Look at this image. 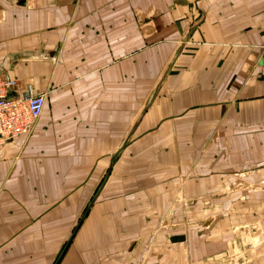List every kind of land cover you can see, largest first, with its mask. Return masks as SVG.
Wrapping results in <instances>:
<instances>
[{"label": "crops", "instance_id": "1", "mask_svg": "<svg viewBox=\"0 0 264 264\" xmlns=\"http://www.w3.org/2000/svg\"><path fill=\"white\" fill-rule=\"evenodd\" d=\"M263 45L264 0H0V75L45 94L0 264H53L99 187L58 264H264Z\"/></svg>", "mask_w": 264, "mask_h": 264}, {"label": "built area", "instance_id": "2", "mask_svg": "<svg viewBox=\"0 0 264 264\" xmlns=\"http://www.w3.org/2000/svg\"><path fill=\"white\" fill-rule=\"evenodd\" d=\"M259 67L264 80V45ZM18 85V80L0 75V146L18 136H29L45 104V94L30 89L17 93Z\"/></svg>", "mask_w": 264, "mask_h": 264}, {"label": "water", "instance_id": "3", "mask_svg": "<svg viewBox=\"0 0 264 264\" xmlns=\"http://www.w3.org/2000/svg\"><path fill=\"white\" fill-rule=\"evenodd\" d=\"M116 156H117V154L114 155V156L112 157V160H113ZM110 168H111V167H109L108 171L106 172V175H105V177H104L103 182H105L106 179L108 178V176H109V174H110ZM100 188H101V187H99L98 190L95 192L94 197L91 199V201L88 203L87 207H86L85 210L83 211V213H82V215L80 216V218H79V220H78L76 226H75L74 229L72 230L71 235L69 236V238H68L67 241L65 242V244H64V246H63V248H62L60 254L58 255L57 259L55 260V262H54L53 264H58L59 261H60V259H61L62 256L64 255V253H65L67 247L69 246L71 240L73 239V237H74L76 231H77L78 228L80 227V225H81V223L83 222V220H84L86 214L88 213L89 209H90L91 206L93 205V202H94V200L96 199V197H97V195H98V193H99V191H100Z\"/></svg>", "mask_w": 264, "mask_h": 264}, {"label": "rangeland", "instance_id": "4", "mask_svg": "<svg viewBox=\"0 0 264 264\" xmlns=\"http://www.w3.org/2000/svg\"><path fill=\"white\" fill-rule=\"evenodd\" d=\"M263 212H264V211H263ZM80 214H81V212L77 214V219L79 218ZM72 228H73V227H72ZM66 238H67V235H64V234H63V236H62V242H61V248L63 247V245H64V241H65Z\"/></svg>", "mask_w": 264, "mask_h": 264}]
</instances>
